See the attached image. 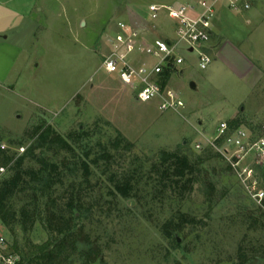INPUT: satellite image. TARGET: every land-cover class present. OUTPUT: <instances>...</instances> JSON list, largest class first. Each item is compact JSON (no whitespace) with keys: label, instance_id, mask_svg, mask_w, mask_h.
<instances>
[{"label":"rangeland","instance_id":"1","mask_svg":"<svg viewBox=\"0 0 264 264\" xmlns=\"http://www.w3.org/2000/svg\"><path fill=\"white\" fill-rule=\"evenodd\" d=\"M46 1L27 28L14 26L8 42L0 45V148L15 159L35 143L36 128L46 125L72 142L74 152L35 149L23 168L37 170L41 156L60 166L67 161L51 197L62 209L72 186L79 190L74 202L82 214L75 223L100 252L90 264H241V256L242 264H264V198L258 202L252 196L264 193V159L250 153L239 167L253 172L249 178L240 175L232 166L237 160L233 147L217 138L223 121L230 131L239 121L253 138L264 136V0H245L250 7L243 11H256L255 17L247 14L249 24L242 10L228 13L229 42L237 39L238 51L227 43L225 59L214 57L205 69L198 67L195 52H183L185 63L170 72L168 84L184 106L168 111L159 109L157 99L137 100V85L107 72L102 61L120 21L141 33L129 43L127 58L155 61L142 47L174 39L175 32L165 11L150 20L145 6L174 0ZM225 6L219 4L217 14ZM118 132L132 143L129 149L111 144ZM104 148L112 155L109 161L99 157ZM163 150L198 162L190 191L165 190L158 175L150 173ZM82 162L89 165L87 181ZM12 167L13 162L0 164V181L13 173ZM129 174L139 177L136 196L110 193L111 178ZM32 193L12 201L16 209L29 204L36 212L32 227L21 219L13 226L0 222V235L23 256L53 240L44 224L48 199ZM168 222L174 226L172 237L163 231ZM80 256L63 264H86Z\"/></svg>","mask_w":264,"mask_h":264},{"label":"trees","instance_id":"2","mask_svg":"<svg viewBox=\"0 0 264 264\" xmlns=\"http://www.w3.org/2000/svg\"><path fill=\"white\" fill-rule=\"evenodd\" d=\"M170 72L165 71L161 75V81L166 83ZM234 128L239 127V121L233 123ZM36 140L25 153L17 156L9 155L8 151L0 148V164L7 166L13 162V173L0 181V222L13 226L19 220H22L23 225L31 227L36 223V212H30L29 204H24L18 209L14 208L13 199L20 194L32 191V196L35 197L37 192H40L47 198V212L44 219L46 230L53 235L52 242L47 241L42 246H35L37 251L30 250L24 256L15 249L26 264H63L69 257L74 254H80L81 258L85 259L86 264L96 260L98 246L91 243L88 237L83 235V226H78L75 220L80 218L81 207L75 204L74 196L79 195V190L72 186L70 197L64 203V208L57 207L56 200L51 197L52 187L62 181L64 176L61 168L67 167V161L62 160L60 166L56 162H50L44 156L36 157L40 162V168H23V163L26 157H35V149L53 148L56 150H64L66 152H74L72 142L57 133L50 125L38 126L35 130ZM80 137V136H78ZM78 137H75L73 143L77 144ZM124 143L125 148L129 149L132 143L129 142L120 132L117 133L115 139L111 142L114 148L118 149ZM88 156V152L86 154ZM100 158L109 161L112 158L108 148H104ZM99 158H94V164L98 163ZM14 160V161H13ZM197 163L192 161L186 154L179 151L163 150L159 153L158 159L151 164L150 173L154 172L158 176L159 186L169 188L170 190H178L181 193L190 191L196 180ZM83 175L87 181L89 173V165L82 162ZM65 170V169H64ZM139 177L135 175H122L121 177H112L113 192L122 198H131L137 194V185ZM212 187L211 184H209ZM166 190V189H165ZM175 192V191H174ZM41 195V196H42ZM18 217V218H17ZM186 219V218H185ZM174 226L171 222L163 226V231L168 237H172ZM177 231L179 226L175 227ZM178 244V239L173 238ZM91 243V244H90ZM81 244H85V249H82ZM95 256L92 257V255ZM242 263H245V258L241 256ZM241 263V264H242Z\"/></svg>","mask_w":264,"mask_h":264},{"label":"built area","instance_id":"3","mask_svg":"<svg viewBox=\"0 0 264 264\" xmlns=\"http://www.w3.org/2000/svg\"><path fill=\"white\" fill-rule=\"evenodd\" d=\"M222 2L230 10H246L250 4L245 0H185L173 4H150L148 16L150 20L165 11L171 20V26L175 32V38L158 40L150 45L142 47L148 57L155 61L133 60L127 58L129 43L141 35L139 30L126 22H118L119 32L111 41V52L102 61V67L109 73L117 72L121 81L125 84L138 87L136 99L147 102L157 99L161 111L177 110L184 106V101L179 97L176 89L161 81V75L165 71L178 72V67L185 63L183 52H195L198 56V67L205 69L214 59L210 52V40L213 31L214 19L217 7ZM127 48V49H126ZM180 73H182L180 71ZM217 138L224 141L234 149L237 160L232 166L240 175L249 178L253 172L251 167H239L240 161L255 153L257 157L264 159V136L253 138L240 127L229 130L227 122H220ZM217 139V140H218ZM200 147V145H197ZM21 151L24 148H20ZM3 169V168H2ZM253 198L261 202L264 198L262 191L253 193ZM0 264H26L21 256L11 249L7 240L0 235Z\"/></svg>","mask_w":264,"mask_h":264},{"label":"crops","instance_id":"4","mask_svg":"<svg viewBox=\"0 0 264 264\" xmlns=\"http://www.w3.org/2000/svg\"><path fill=\"white\" fill-rule=\"evenodd\" d=\"M185 0H174L171 2H153L151 4H173L177 2H182ZM48 6V1L46 0H0V45L6 44L10 38V30L14 26H21L27 28L30 25L31 20H33L32 16L34 13H41L44 8ZM148 6H145V11L148 14ZM224 7V6H223ZM225 6V10L222 8L216 14V21L213 24V31L210 40V52L215 58H223L225 59L227 52V43L229 42L228 37V29L232 28V23L230 17H228V13L231 10L227 9ZM255 12L248 14V12L243 11V15L246 18V23H251L249 17L254 16ZM248 14V16H247ZM20 27V28H21ZM15 33H19L15 30ZM234 37V36H233ZM235 44L231 43V47L237 50L238 41L234 40Z\"/></svg>","mask_w":264,"mask_h":264},{"label":"water","instance_id":"5","mask_svg":"<svg viewBox=\"0 0 264 264\" xmlns=\"http://www.w3.org/2000/svg\"><path fill=\"white\" fill-rule=\"evenodd\" d=\"M190 88H192V89H195L196 88V84L194 83V82H190Z\"/></svg>","mask_w":264,"mask_h":264}]
</instances>
